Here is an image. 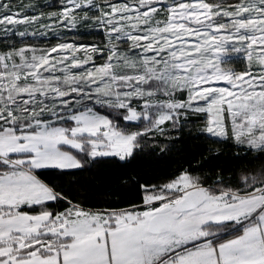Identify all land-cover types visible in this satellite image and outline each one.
<instances>
[{
    "label": "snow or ice",
    "instance_id": "obj_1",
    "mask_svg": "<svg viewBox=\"0 0 264 264\" xmlns=\"http://www.w3.org/2000/svg\"><path fill=\"white\" fill-rule=\"evenodd\" d=\"M0 32V264H264V0H0ZM190 116L259 163L123 174L122 206L48 179L171 152Z\"/></svg>",
    "mask_w": 264,
    "mask_h": 264
},
{
    "label": "trees",
    "instance_id": "obj_2",
    "mask_svg": "<svg viewBox=\"0 0 264 264\" xmlns=\"http://www.w3.org/2000/svg\"><path fill=\"white\" fill-rule=\"evenodd\" d=\"M34 2L42 6V9L46 12L56 11L60 7V0H34ZM103 38L101 30H90L86 25L78 27L74 32H69L66 37H62V39L89 44L97 43ZM19 40L20 38L16 36L0 38V49L5 48L7 44H11L13 41L19 46ZM25 40L29 43L37 42L41 44H55L58 42L56 36L38 41L26 37ZM201 126L202 123L199 118L190 116L179 134V139L176 140L175 136L169 138V143L176 140L171 152L161 154L158 148L153 152V145L149 144L128 165L103 163L93 166L91 171L77 172L71 176L49 174L48 179L61 185L72 194H78V198H86L90 204L102 206L106 202L118 200L122 206L129 199H135L136 196L134 187L130 188L122 185L120 178L123 174L136 175L138 173L150 181H155L172 175L174 170L181 164L188 167L186 162L190 161L193 166L197 163L203 165L202 171L204 172L219 171L225 177H228L238 169L255 167L259 163L254 162L251 156L243 158L244 149L237 148L231 141L214 142V139L206 138L198 131ZM209 148L212 151H208Z\"/></svg>",
    "mask_w": 264,
    "mask_h": 264
},
{
    "label": "rangeland",
    "instance_id": "obj_3",
    "mask_svg": "<svg viewBox=\"0 0 264 264\" xmlns=\"http://www.w3.org/2000/svg\"><path fill=\"white\" fill-rule=\"evenodd\" d=\"M25 2H27V0L25 1ZM60 6V5H59ZM57 11V10H56ZM97 30H99V29H97ZM102 31V30H101ZM49 36H56L53 32H49ZM3 37H5L4 36V33L3 32H0V38H3ZM28 38H31L32 39V37H28ZM232 62L236 65V66H242V56H233L232 57Z\"/></svg>",
    "mask_w": 264,
    "mask_h": 264
}]
</instances>
